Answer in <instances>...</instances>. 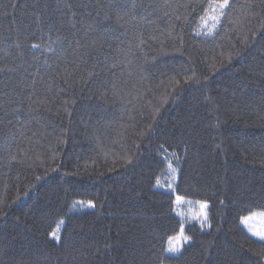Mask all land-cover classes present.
Segmentation results:
<instances>
[{"label":"trees","instance_id":"1","mask_svg":"<svg viewBox=\"0 0 264 264\" xmlns=\"http://www.w3.org/2000/svg\"><path fill=\"white\" fill-rule=\"evenodd\" d=\"M219 2L0 0V264H264V0Z\"/></svg>","mask_w":264,"mask_h":264},{"label":"rangeland","instance_id":"2","mask_svg":"<svg viewBox=\"0 0 264 264\" xmlns=\"http://www.w3.org/2000/svg\"><path fill=\"white\" fill-rule=\"evenodd\" d=\"M175 176H176L175 168H169L166 176L163 179V186L169 190H172L174 186V182H175ZM177 202L179 204H183V202L180 199H177ZM205 209L206 207L202 208L201 206H195L190 203H184L183 209L180 211V213H182V216L187 221L201 222L204 220V210ZM241 227L244 228L245 231L257 241L264 242V240H262L259 235H256V233H264V213L255 212L253 214H250L242 218ZM185 243L186 241L184 237L182 236V230H180L179 235L169 241L168 249L170 247H176L180 251L181 247ZM178 252L168 251V253L171 255H175Z\"/></svg>","mask_w":264,"mask_h":264},{"label":"snow or ice","instance_id":"3","mask_svg":"<svg viewBox=\"0 0 264 264\" xmlns=\"http://www.w3.org/2000/svg\"><path fill=\"white\" fill-rule=\"evenodd\" d=\"M228 5V0H221V2H219L218 4H216L215 5V7L213 8V10L215 11L217 8L218 9H223L225 6H227ZM212 19L215 21V20H217L218 19V17L217 16H212ZM215 25H213V27H214ZM33 47H37L36 45H33ZM3 69H0V71H2ZM91 206V205H90ZM202 208L203 207H206V205H202L201 206ZM206 219V218H205ZM54 236H55V233L53 234ZM256 235H259L260 236V238L262 239V240H264V233H256ZM186 239V238H185ZM168 251H170V252H178L179 251V249L178 248H176V247H170L169 249H168Z\"/></svg>","mask_w":264,"mask_h":264}]
</instances>
